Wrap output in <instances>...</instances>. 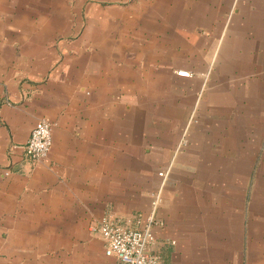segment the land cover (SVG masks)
Returning a JSON list of instances; mask_svg holds the SVG:
<instances>
[{
  "label": "crops",
  "instance_id": "obj_1",
  "mask_svg": "<svg viewBox=\"0 0 264 264\" xmlns=\"http://www.w3.org/2000/svg\"><path fill=\"white\" fill-rule=\"evenodd\" d=\"M260 49L264 0H0V264H119L91 225L145 222L158 192L161 264H264V89L242 116L209 88Z\"/></svg>",
  "mask_w": 264,
  "mask_h": 264
},
{
  "label": "built area",
  "instance_id": "obj_2",
  "mask_svg": "<svg viewBox=\"0 0 264 264\" xmlns=\"http://www.w3.org/2000/svg\"><path fill=\"white\" fill-rule=\"evenodd\" d=\"M181 77H192L189 72H179ZM53 124L41 120L31 133L27 155L39 162L48 158L53 144ZM165 173L160 177L166 178ZM152 200V215L144 222L143 217H138L135 223L138 228H133L131 221L122 222L114 215H106L94 222L90 231L100 235L106 242L107 257L115 258L119 264H161L160 258L153 253L156 244L154 227L158 224L155 212L162 201V194L155 193Z\"/></svg>",
  "mask_w": 264,
  "mask_h": 264
},
{
  "label": "rangeland",
  "instance_id": "obj_3",
  "mask_svg": "<svg viewBox=\"0 0 264 264\" xmlns=\"http://www.w3.org/2000/svg\"><path fill=\"white\" fill-rule=\"evenodd\" d=\"M245 51H238V58H236L235 61L238 62H244V63H248V64H243V65H235L234 67H232L230 72H223V74L221 75V77L219 78V81L217 83V85H215L214 83L210 82V87L211 89H215L217 87L222 88L223 90L227 91L228 97L227 100L230 103L229 105H237L238 107H241V105L244 107V111L242 112V116H244L246 113L250 112V105H252V92L253 89H255V86L257 85V83L259 84V88L260 89H264V81H256L257 80V70H260V73H264V49H260V50H248V53L246 55H244ZM214 51H211V54H213ZM243 55V56H242ZM212 56V55H211ZM198 61V60H197ZM258 62V63H257ZM192 72H190L192 74L193 77L196 76L198 71H202L203 70V65L197 63L195 65H193L192 67ZM216 69H220L218 67H216ZM180 72H186L185 70L180 71ZM216 72V71H215ZM215 75V74H213ZM235 92V95H232V92ZM187 144L186 142H183V144H181L182 147H185ZM161 173V172H160ZM160 173L158 174L159 178H163L160 177ZM166 174V173H165ZM167 177V176H166ZM168 178V177H167ZM166 179V178H163ZM155 194V193H154ZM152 194V196L154 195ZM118 196H123L122 194L116 195V198H118ZM106 198V196H105ZM103 202H101V206ZM78 210H73L72 213H76ZM86 209H83V212H85ZM100 212L103 213L105 212L106 215H110L112 214V210H103L100 209ZM138 217H143V215L138 214L135 215L134 217H132L131 219H129V221L132 222V225H136L135 223V219ZM135 218V219H134ZM93 219V218H91ZM89 224L90 222L84 223L83 225L80 226H73V225H67L66 227H62V230L64 232V230L67 233V238L64 239L61 237L62 242H59V245H62L63 247H61L60 249H56V242H53L52 245V251L50 253V255H52L53 260L55 258V255L59 254V253H63L66 252V250L68 251V257L70 254V250H73L78 246H80L81 244L84 245L87 242L85 241L86 239V234H88V229H89ZM52 230H55L60 227H57L56 225H53L52 227H50ZM67 229V230H66ZM78 233V232H83V236L80 238H75L73 233Z\"/></svg>",
  "mask_w": 264,
  "mask_h": 264
}]
</instances>
